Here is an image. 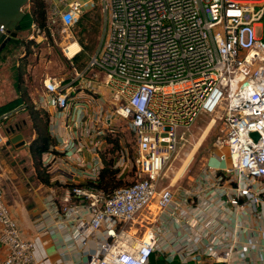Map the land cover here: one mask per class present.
Returning a JSON list of instances; mask_svg holds the SVG:
<instances>
[{
	"label": "built area",
	"instance_id": "1",
	"mask_svg": "<svg viewBox=\"0 0 264 264\" xmlns=\"http://www.w3.org/2000/svg\"><path fill=\"white\" fill-rule=\"evenodd\" d=\"M43 1L46 29L32 23L30 38L56 42L60 36L65 55L72 44L78 50L66 55L74 79L66 86L62 78L46 76L34 108L76 106L69 92L74 80L91 94L103 96L104 90L110 114L127 121L136 144L132 160L121 157L113 167L121 175L131 165L136 179L105 194L88 186L100 171L93 167L87 183L59 196L49 192L34 220L36 231L60 230L68 246L83 251V264H151L154 253L166 264H189L191 258L200 264L203 257L209 264H240L247 251L237 241L238 224L230 226L231 213L264 221V0ZM97 6L103 39L78 71L73 59L81 46L73 27ZM0 31L8 36L2 25ZM23 111L18 104L0 113V147ZM96 111L95 118L86 114L85 140L73 136L58 147L68 159L81 162L76 154L88 146L98 157L104 128L97 124L104 118L107 128L111 122L102 104ZM202 114L220 124L208 161L192 185H161L164 168ZM57 155L43 153L42 167ZM212 158L223 167L210 166ZM0 244L4 264H37L34 243L22 235L1 185Z\"/></svg>",
	"mask_w": 264,
	"mask_h": 264
},
{
	"label": "crops",
	"instance_id": "2",
	"mask_svg": "<svg viewBox=\"0 0 264 264\" xmlns=\"http://www.w3.org/2000/svg\"><path fill=\"white\" fill-rule=\"evenodd\" d=\"M81 1L86 2L88 0ZM64 7L65 5L63 4L59 5V8ZM40 40L38 38V41ZM44 110L48 112L49 116V132L56 139V144L53 148L59 152V155L52 161L49 168L45 170L41 163L42 154L38 164V175V171L32 164L28 147L30 139L35 136V133L29 116L25 111L21 112L18 115V117H21V122H15L14 124L19 126L18 132L21 130L28 142L20 149L26 157V164H30L31 168L27 170L23 165L25 160L16 158L22 152H19V150L14 151L11 146L5 147L4 144L0 147L1 187L5 201L12 216L18 223L22 235L31 239L34 243V255L37 264H83L85 259L83 251L68 246V242L65 241L60 230L46 228L37 232L34 220L45 209L49 192L54 191L59 196L71 185L87 183L90 178V170L93 167L102 168L103 163L100 151L97 153V157L89 146L76 154L84 164L82 167V163L78 162L74 156L68 159L58 150L63 141L70 140L73 136L85 140L84 135L81 134H84L85 127L90 125V119L87 120L85 117L91 109L86 108L84 104L76 103V106L69 107L64 111L50 107ZM80 114L82 118L79 120ZM14 121H17V117ZM72 121H76L78 126L72 125ZM27 126L32 131V135L28 138L22 132L23 128ZM230 219V226H234V222L238 224L237 241L247 251L246 258L240 264H264V221L247 216L241 217L236 212L231 213ZM89 246L92 248L94 245L91 243ZM5 257L6 250L0 244V264H4ZM160 257L154 253L150 258V263L159 264ZM188 263L199 264L192 258L188 260ZM209 263V258L203 257V261L200 264Z\"/></svg>",
	"mask_w": 264,
	"mask_h": 264
},
{
	"label": "rangeland",
	"instance_id": "3",
	"mask_svg": "<svg viewBox=\"0 0 264 264\" xmlns=\"http://www.w3.org/2000/svg\"><path fill=\"white\" fill-rule=\"evenodd\" d=\"M29 8L30 5L28 2L23 7V11H28ZM94 12L101 16L99 8H96ZM98 22L99 25L101 24V29L96 34L98 45L91 56L96 53L104 35V22H102V17L98 20ZM73 34L77 41L75 32ZM30 36V29L18 31L17 36L15 38H11L5 49L0 52V105L14 99L17 96L15 87L16 67L22 62L21 57L25 55L26 51L25 40H28ZM59 37L60 36H56V42L41 40L35 45L29 46L31 52L27 54V57L24 60L22 79L23 86L26 88V91L30 96V100L38 98L42 93L43 80L46 76L62 78V84L66 86L68 85V82L75 77L74 70L70 65V60L62 50L64 42L61 43ZM73 61L78 71L86 64H82V62L76 60L75 57ZM97 76L99 79L102 78L100 74ZM69 92L71 98L70 102H72V104H84L89 110L92 108V112L90 110L89 113L91 117L89 118H93L94 114H96L97 104H102L105 109L109 110L107 116L108 118L110 117V125L107 128L105 127L106 124L104 122V118L102 119V124H97L99 127L104 128V133L102 135L104 142L100 150L102 163L103 158L105 162H108L109 166L112 167L113 164L121 157L129 158L131 161L136 155V144L133 133L129 129L128 123L125 119L120 118L117 115L110 114L111 108L109 106L108 95H106V92L103 90V96L100 94H91L84 88L80 87L77 80L73 81ZM211 119V115L202 114L195 120L189 132L186 134V141L180 144L175 157L172 158V160L164 168L161 174V185H168L172 182L174 186L180 185L187 187L194 183L201 168H203V165L208 161V158L211 155L210 152L212 150V146L218 137L217 133L219 131V123L212 124V127L204 135ZM19 121L21 122V117L17 116V121L14 122ZM22 132L26 138L32 135V131L29 126L24 127ZM19 152H22V150L19 149ZM189 157H191V162L180 178L177 174L181 167L187 162ZM16 158L25 160L26 157L22 152ZM23 165L27 168V170H30L31 166L28 163L26 164V160ZM209 165L221 168L223 167V161L217 158H212L209 161ZM116 177L121 179V185L127 184L136 179L135 169L129 165L123 174L120 175V172L117 171ZM0 185L2 186L1 182ZM143 233L144 228L139 230L138 235L141 236ZM161 263H165L162 257H160L159 260V264Z\"/></svg>",
	"mask_w": 264,
	"mask_h": 264
},
{
	"label": "trees",
	"instance_id": "4",
	"mask_svg": "<svg viewBox=\"0 0 264 264\" xmlns=\"http://www.w3.org/2000/svg\"><path fill=\"white\" fill-rule=\"evenodd\" d=\"M29 5V10L25 11V16L20 22L21 30L30 29L32 23H34L41 30H45V2L43 0H29ZM96 8L99 7L97 6L86 10L73 27V33L75 32L77 41L81 46V50L76 55L75 59L82 62V64L86 63L95 48H97L98 40H96V34L101 29V24L99 25L98 20H100L102 17V22H104L102 12L101 16L94 12ZM35 44L36 42L34 38L25 40V55L21 57V64L17 65L16 67L15 87L17 96L14 99L0 105V113L11 109L18 104L25 105V112L29 116V119L32 123V128L35 133V136L31 138L29 142V153L33 162L32 164L38 171L37 173L39 175V160L43 153L49 151L56 152L53 149V146L56 144V139L50 134L48 129V112L42 109L34 108L30 100V96L28 95L26 88L23 86L22 69L24 67V60L26 59L27 54L31 52L29 46H33ZM5 47L3 49H5ZM3 49L1 51H3ZM117 171L118 169L109 166V163L105 162L103 158V166L99 171L96 182H88V186H94L95 188L102 190L105 194H110L113 189L119 187V185L121 186V179L116 177Z\"/></svg>",
	"mask_w": 264,
	"mask_h": 264
},
{
	"label": "water",
	"instance_id": "5",
	"mask_svg": "<svg viewBox=\"0 0 264 264\" xmlns=\"http://www.w3.org/2000/svg\"><path fill=\"white\" fill-rule=\"evenodd\" d=\"M29 0H0V25L8 32V36L0 31V51L6 46L11 38H15L18 31L21 30L20 22L25 16L23 7ZM19 126L11 127L8 131L9 138L5 142L6 146H11L12 150H19L28 142L21 132H18ZM17 131V132H16ZM12 134V135H11ZM252 136L257 139V133H252Z\"/></svg>",
	"mask_w": 264,
	"mask_h": 264
},
{
	"label": "bare ground",
	"instance_id": "6",
	"mask_svg": "<svg viewBox=\"0 0 264 264\" xmlns=\"http://www.w3.org/2000/svg\"><path fill=\"white\" fill-rule=\"evenodd\" d=\"M78 50V45L76 44H72L70 46H68L67 49H65L66 55L67 56H72L76 51ZM209 126L206 128L204 135L206 134V132L212 127L213 124V120H210L209 122ZM191 162V157L188 158L187 162L181 167V169L179 170L177 176L181 178V176L183 175V173L185 172L186 168L188 167L189 163Z\"/></svg>",
	"mask_w": 264,
	"mask_h": 264
}]
</instances>
